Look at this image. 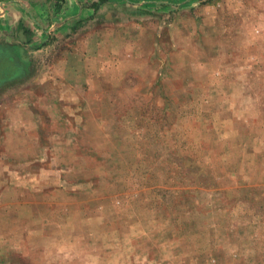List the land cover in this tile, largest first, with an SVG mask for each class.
Segmentation results:
<instances>
[{
    "label": "rangeland",
    "instance_id": "374dc122",
    "mask_svg": "<svg viewBox=\"0 0 264 264\" xmlns=\"http://www.w3.org/2000/svg\"><path fill=\"white\" fill-rule=\"evenodd\" d=\"M17 3L0 264H264V0Z\"/></svg>",
    "mask_w": 264,
    "mask_h": 264
},
{
    "label": "crops",
    "instance_id": "0c3cea01",
    "mask_svg": "<svg viewBox=\"0 0 264 264\" xmlns=\"http://www.w3.org/2000/svg\"><path fill=\"white\" fill-rule=\"evenodd\" d=\"M35 18L18 3L0 5V92L17 90L21 81L35 78L31 63L42 46L36 42Z\"/></svg>",
    "mask_w": 264,
    "mask_h": 264
}]
</instances>
